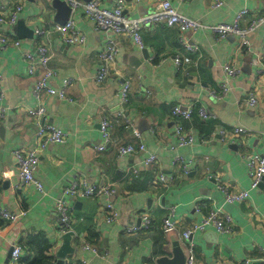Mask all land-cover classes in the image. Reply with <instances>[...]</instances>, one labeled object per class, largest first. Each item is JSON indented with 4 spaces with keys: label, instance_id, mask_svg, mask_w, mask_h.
<instances>
[{
    "label": "crops",
    "instance_id": "crops-1",
    "mask_svg": "<svg viewBox=\"0 0 264 264\" xmlns=\"http://www.w3.org/2000/svg\"><path fill=\"white\" fill-rule=\"evenodd\" d=\"M49 1L0 0V15H9L16 3L22 5L13 27L0 24V36L17 39L21 45L19 50L0 48V108L4 109V118L0 119V210L23 213L15 222H0V264H9L15 245L21 247V264H25L36 255L39 240L48 244L47 264H56L54 252L61 244V234L55 200L64 188L80 180L112 185L116 193L109 198L69 201L75 237L73 253L63 264H80L81 260L90 264H156L161 256L171 258L170 237H176L187 248L183 232L215 210L231 218L232 233L219 234L213 229L194 232L189 243L196 264H264V182L245 202L225 204L214 180L217 178L234 191L247 190L250 179L242 156L264 154V23L249 36L250 49L241 51L233 35L221 39L207 29L182 32L163 24H147L140 30L142 50L131 37L115 36L119 48L115 69L104 83L97 84V54L105 45V36L95 30L80 9L71 12L69 19L85 36V44L68 46L51 33L36 36V29L45 32L57 25L52 21L56 10ZM98 1L99 8L105 10H113L118 2ZM159 1L124 0V16L136 19L150 15ZM213 1L187 0L172 5L179 14L204 26L231 24L243 10L247 14L240 21L241 27L264 18V0H225L220 8H212ZM181 37L198 50L188 54L190 64L176 68L173 57L186 55L180 47ZM37 44L49 48V66L56 74L52 86L60 88L65 79H72L68 88L72 103L56 96L44 99L47 115L42 123L61 129L67 139L62 145H48L39 155L34 177L42 184L43 194L31 184L20 185L13 157L15 150H32L36 146L40 121L32 120L27 112L38 103L32 94L34 78L26 73L23 52H32ZM225 64L237 67L240 73L230 80L228 94L217 100L209 92L220 91ZM122 80L131 86L126 104H121L120 99ZM252 90L257 93L258 106H240ZM174 106L194 111L190 120L177 122L192 134L191 146L177 145V123L171 117ZM198 108H204L210 118L200 119ZM120 112L132 122L139 140L124 129L117 115ZM102 119L110 124V142L103 152H98L95 146L103 143ZM235 127L250 132L239 145L223 143L214 136L220 128L230 131ZM139 143L144 144V153L117 155L118 146ZM149 155L157 159L153 168L143 164ZM175 158L181 162L173 165ZM181 164H188L187 174ZM159 173L172 178V183H158ZM108 202L118 214L117 222L104 220L101 207ZM143 213L150 216V228L129 235L126 230L136 226ZM167 217L175 224L170 235L162 228ZM84 243L97 253L82 251Z\"/></svg>",
    "mask_w": 264,
    "mask_h": 264
},
{
    "label": "built area",
    "instance_id": "built-area-1",
    "mask_svg": "<svg viewBox=\"0 0 264 264\" xmlns=\"http://www.w3.org/2000/svg\"><path fill=\"white\" fill-rule=\"evenodd\" d=\"M16 1V0H14ZM71 11L81 10L82 14L87 20L93 22L95 30L105 36L106 42L101 51L97 54L98 70L94 75V81L97 84L104 83L113 71L114 65L118 57V44L115 41V36L127 35L131 37L139 49H143L144 45L141 39L140 30L147 24L156 25L163 24L171 28L175 27L182 32H196L199 30H210L215 36L224 39L227 36H236L239 40L238 51L249 50V36L264 23V18H256L250 21L245 27L240 26V21L246 16L247 10L238 13L236 19L231 24H217L213 26H204L200 22L179 14L173 7V2L183 3L187 0H160L155 7L152 14L142 16L140 18L131 19L124 16V0H118L113 10H105L99 8L98 0H91L89 2H82L80 0H65ZM225 0H214L212 8H220L223 6ZM16 3V2H15ZM22 11L21 4H15V8L9 15H0V24H5L8 27H13L18 21V14ZM36 36H43L44 34H55L61 43L68 46H80L85 44V36L78 31L72 19H69L63 25H53L45 32L40 29L35 30ZM180 47L186 53L185 56L175 55L172 59L173 65L176 68H181L191 63V58L188 54L197 52L198 48L190 44L183 37L179 39ZM11 47L19 50L21 48L20 41L7 36H0V48ZM23 57L26 61V73L28 76L34 78V86L32 94L36 99L38 105L36 108L28 110V116L36 121H40V126L36 131V146L32 150H15L13 157L16 161L17 174L19 177L20 185H33L35 189L42 193L44 192L42 184L35 179L34 174L39 163V155L43 152L48 145L57 144L62 145L66 142L67 134L61 129L42 123L46 117V109L43 105L44 99L56 96L59 100L72 103V98L68 94V88L72 84V79L67 78L62 82L60 88L52 86V79L56 76L55 72L50 68L49 63L51 54L46 44H37L32 52H23ZM115 69V68H114ZM222 73L224 75L223 81L220 83V91H210V96L214 99L221 100L231 90L230 80L236 78L240 70L231 65L225 64L222 66ZM1 80V76H0ZM120 99L121 104L128 102L130 93V82L126 80L120 81ZM3 99V91L0 88V100ZM243 107H256L258 106V98L256 91L252 90L247 93L245 99L239 103ZM194 111L189 108L181 106H174L171 110V117L174 123L180 120H190ZM197 116L202 120L210 118L208 112L204 108H198L196 111ZM123 121L124 129L130 130L135 139H140V134L134 129L132 122L125 118L123 113H118ZM4 118V109L0 108V119ZM100 131L103 137V143L95 146V150L103 152L110 142V124L106 119L100 121ZM175 135L177 137V145L179 147L191 146L194 143L193 136L188 133L180 124H175ZM250 132L243 127H235L228 131L220 128L216 131L214 136H218L221 142H232L238 145L243 142V139L248 136ZM146 151L144 144L138 145L126 144L117 147V155L119 157L127 155L142 154ZM247 168V174L250 179V186L247 190L234 191L229 185L221 183L217 178L216 187L224 196L225 204L243 203L249 197L252 191L258 190L264 182V154H245L242 156ZM180 158L173 160V165L179 164ZM157 163L154 155H149L143 160L146 168H153ZM182 165V164H181ZM185 174L188 173V164L182 165ZM137 174V171L133 170ZM211 178V177H210ZM156 180L160 184L169 185L173 179L168 178L162 174H157ZM116 193L112 185H95L89 184L85 180L74 182L70 186L62 190L61 197L55 200V211L59 216L60 221V234L70 232L72 219L70 216L69 201L78 199H99L100 197H112ZM104 220L106 223H114L118 221V214L113 205L108 202L101 207ZM198 211V209H197ZM21 214H14L6 210H0V222L11 223L15 222L22 216ZM151 219L148 213H143L140 216L139 223L136 226L130 227L127 231L129 235L146 231L150 228ZM162 228L165 233L175 230V224L167 217L163 220ZM207 229H213L219 234L232 233V220L231 218L222 213L220 210L209 211L201 220L200 223L192 225L189 229L183 232V239L188 242L187 247L189 251L188 264H196L192 256V246L189 239L194 232H203ZM82 251H90L94 254L97 251L89 244L82 245ZM22 250L20 246H13L10 254L9 264H21ZM80 264H90L86 260H81ZM243 264H249L247 262Z\"/></svg>",
    "mask_w": 264,
    "mask_h": 264
},
{
    "label": "water",
    "instance_id": "water-1",
    "mask_svg": "<svg viewBox=\"0 0 264 264\" xmlns=\"http://www.w3.org/2000/svg\"><path fill=\"white\" fill-rule=\"evenodd\" d=\"M84 1L89 2L91 0ZM49 4L56 10V14L52 19L53 23L57 25L65 24L69 20L72 12L67 2L65 0H50ZM173 232L174 231L168 232L167 235H170ZM74 237L75 235L72 231L61 235V244L54 252V256L57 258L56 264H63L65 258L73 253L72 240ZM169 252L171 254V258L161 256L156 259V264H188L189 251L186 247L182 246L176 237H170Z\"/></svg>",
    "mask_w": 264,
    "mask_h": 264
},
{
    "label": "trees",
    "instance_id": "trees-1",
    "mask_svg": "<svg viewBox=\"0 0 264 264\" xmlns=\"http://www.w3.org/2000/svg\"><path fill=\"white\" fill-rule=\"evenodd\" d=\"M31 242H34L32 239ZM49 249L48 244L43 240L38 241V251H36V255L33 259L28 258L25 264H47L49 258L45 255L47 250Z\"/></svg>",
    "mask_w": 264,
    "mask_h": 264
}]
</instances>
